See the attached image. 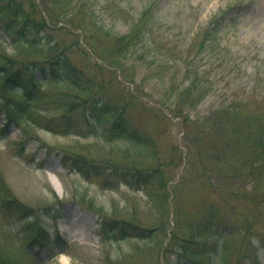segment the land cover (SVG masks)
Segmentation results:
<instances>
[{
	"label": "rangeland",
	"instance_id": "obj_1",
	"mask_svg": "<svg viewBox=\"0 0 264 264\" xmlns=\"http://www.w3.org/2000/svg\"><path fill=\"white\" fill-rule=\"evenodd\" d=\"M14 1L46 19L47 38L96 94L51 84L49 92L63 95L56 106L39 104L37 123L22 131L0 130V189L15 199L12 213H0V243L27 242L21 231L33 214L50 237L34 247L45 264H189L186 249L199 253L201 264H264V173L231 178L236 167L254 166L246 159L264 161L262 139L250 135L246 151L230 162H206L183 132L184 117L205 125L234 101L242 103L234 119L262 122L264 102L253 96L264 90V0H69L65 9L55 0ZM148 9L144 42L138 30L120 46L117 38ZM207 30L213 45L193 62L200 79L190 100L185 77L194 56L187 51ZM101 96L150 139L149 152L110 140L112 120L102 124L94 115ZM4 122L0 114V127ZM81 157L94 162L87 164L95 166L94 178L74 168ZM152 168L161 171L163 186L135 182ZM104 215L140 228L105 242L97 225Z\"/></svg>",
	"mask_w": 264,
	"mask_h": 264
},
{
	"label": "trees",
	"instance_id": "obj_2",
	"mask_svg": "<svg viewBox=\"0 0 264 264\" xmlns=\"http://www.w3.org/2000/svg\"><path fill=\"white\" fill-rule=\"evenodd\" d=\"M28 1V0H27ZM57 5L61 9L69 7V0H55ZM21 3H17L14 0H0V111L5 110L10 115V120L14 121L17 125L22 122L29 125L37 123L38 113L37 106L39 104L59 103L63 95H59L57 92H49L48 86L53 84L57 86L59 84H72L75 92L80 91L85 95L93 97L94 91L89 85H83L82 81L78 80L76 69L71 66L68 59L59 55L58 45L48 39L49 37L46 31L49 29L48 23L45 18L37 17L36 9L33 10V14L29 13L23 8ZM148 11L146 10L141 16V19L135 24V28L126 35H122L117 38L120 46H124L129 43V40L134 38L135 33L139 30L138 43H143L142 33L145 27H148ZM70 12H65V14ZM223 12L222 14H224ZM76 20L84 26V21L77 18L73 13ZM71 16V15H70ZM62 19V17H60ZM219 22V17L215 19V24ZM209 30L203 33L202 40L197 44V40L194 45L187 51V58L194 56L191 61L187 63L186 81L188 82V98L192 100L194 97L191 93H194V88L200 78L195 72V62L200 59V54L207 50L208 44H212L213 40L209 38ZM211 33V32H210ZM213 45V44H212ZM6 46L12 49L11 53L6 51ZM194 52L196 54H194ZM184 58L182 61H184ZM45 68L49 70V77H46ZM41 69L42 77L36 74V70ZM194 76V78L192 77ZM198 94H202L200 91ZM105 96L98 97L94 102V115L98 117L99 123H107L112 120V124L108 127L107 132L111 141L122 140L130 143L132 148L136 150V153H146L152 148V143L146 135H143L137 130L131 129V125L124 119L119 118L120 106L112 103L111 101L104 99ZM254 98L261 99L264 102V90H261L259 95L253 96ZM240 103L235 101L231 103L232 106L223 108L217 113H212L205 120V125H200L191 121L188 117H184L183 120V132L185 140L195 143L198 149V157H202L206 162L214 159L218 161L230 162L236 157H240L243 152L246 151L245 143L248 137L252 134H256L260 139L261 151L258 152V156L264 158V118L262 122L254 123L248 120H237L233 117V113L236 109V116L240 112ZM55 110V108L53 109ZM66 110V109H64ZM69 112L72 110L67 108ZM175 111L182 114L181 106H177ZM255 142V141H253ZM236 145L229 147L227 145ZM222 146V149H212L216 146ZM203 150H200V149ZM154 153V150H153ZM242 158V157H241ZM248 162H252L254 165L252 168L240 171L239 167H236L231 175L232 179H240L243 174H261L264 173V161H258L255 158L246 159ZM240 162V161H238ZM236 162V163H238ZM92 161H87L84 158H80L74 161V168L85 174L86 176L92 175L93 178L96 174H93L95 166L87 167V164H93ZM118 166V164L116 165ZM121 168V166L119 167ZM136 183H140L143 186H151L155 182L160 186H163L161 171L158 168H152L148 172L137 173L135 176ZM146 184H144V182ZM5 189V185H4ZM90 205L98 207L94 199H90ZM15 202L14 198L8 197L6 192L0 189V212L8 211V208ZM157 204V207L161 208L163 202ZM102 208V207H101ZM104 209V208H103ZM100 209V210H103ZM163 212V211H162ZM29 214L25 226V240L29 243H45L47 237L42 235L41 227L38 218ZM103 215V214H102ZM99 224L102 229L103 236L106 240H118L121 238H127L133 235V232L139 230V226L128 222L126 220L111 219L107 216H102L99 220ZM164 228V227H163ZM145 231L140 230L138 234ZM150 234L155 233V229L149 231ZM192 242H197L198 237L194 236ZM5 243V245H4ZM12 241H3L0 243V264H41L38 256L33 255L30 250H25L22 247H18ZM185 257L191 264H201L197 256L199 253L190 249L185 250ZM191 256L192 259H188Z\"/></svg>",
	"mask_w": 264,
	"mask_h": 264
},
{
	"label": "bare ground",
	"instance_id": "obj_3",
	"mask_svg": "<svg viewBox=\"0 0 264 264\" xmlns=\"http://www.w3.org/2000/svg\"><path fill=\"white\" fill-rule=\"evenodd\" d=\"M63 264H65V262H63Z\"/></svg>",
	"mask_w": 264,
	"mask_h": 264
}]
</instances>
